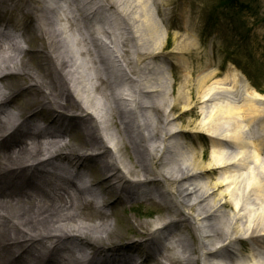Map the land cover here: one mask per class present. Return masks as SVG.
I'll use <instances>...</instances> for the list:
<instances>
[{"label": "bare ground", "instance_id": "obj_1", "mask_svg": "<svg viewBox=\"0 0 264 264\" xmlns=\"http://www.w3.org/2000/svg\"><path fill=\"white\" fill-rule=\"evenodd\" d=\"M148 3L0 0V264H255L236 245L264 240V142L243 132L264 116V95L212 70L197 79L196 103L188 82L173 98L163 68L139 67L159 56L146 48L158 34ZM91 4L112 13L109 27L85 12ZM138 20L144 45L131 51ZM196 109L202 120L176 126ZM205 138L206 163L185 146ZM252 164L259 173L242 178ZM135 200L165 214L124 216Z\"/></svg>", "mask_w": 264, "mask_h": 264}, {"label": "rangeland", "instance_id": "obj_2", "mask_svg": "<svg viewBox=\"0 0 264 264\" xmlns=\"http://www.w3.org/2000/svg\"><path fill=\"white\" fill-rule=\"evenodd\" d=\"M156 3H159V6ZM148 4L147 11L155 20L158 34L153 43L151 41L146 43V48L150 50L154 48L159 56L154 61L144 60L139 67L144 68L145 65L151 64L155 67L154 72L163 68L165 77L169 80L167 90L172 91L173 98H175L180 86L186 85L188 82L187 85H193L191 86L193 89L192 96L194 103H196L198 91L195 84L197 79L202 74L212 70L217 72L218 79L224 78L231 72L243 74L250 85L258 93L264 95V0H150ZM85 8L86 12L92 13L95 6L91 4L86 5ZM70 10V7L65 6L61 16L65 17ZM101 12L102 14L96 16L95 21L103 22L104 11ZM111 14L109 11V15ZM137 28V35L141 39L127 40L126 48L128 50L133 51L138 48V45L143 44L145 31L144 28H141L139 20ZM185 41L190 42L187 52L182 53L176 50V47ZM155 43L157 44L155 45ZM26 46L22 45V47ZM77 57L83 71H87L85 63L79 56ZM185 64L187 71L184 68ZM143 68L141 69L144 71ZM187 72L191 73V78H188ZM144 77H146L145 74L142 75V80H145ZM233 85L230 83L226 86L229 92L228 98L236 102L238 106H242L244 104L242 97H245V92L241 84L235 88ZM237 96L239 97L237 98ZM208 109L210 110L211 107ZM166 110L167 108H165L164 114H166ZM27 111L29 110H24L25 113ZM181 113V105H178L172 111L171 119L174 116H180ZM153 118H155L154 113ZM183 119V121L176 122L177 127H185L189 121L197 122L203 118L199 114V109H196L192 114H186ZM243 132L249 140L258 144V148L259 144L262 146V142H264V116L261 115L255 123L244 127ZM257 144L254 143L253 148L250 143L249 151L256 154ZM75 146L78 147V144L75 143ZM185 146L193 147L198 152L203 153L204 163L211 158V147H209V141L206 138L192 142L186 141ZM234 150H236L235 152L240 151L239 148H234ZM258 150L261 153L260 161L264 164V150ZM224 168L223 173L228 172L226 169L228 167L224 166ZM241 168L239 167V173L242 178L246 179L247 175L258 167L252 164L245 170L244 167L241 166ZM258 169L257 172H253L254 176L259 173ZM261 182L264 185V180ZM241 188L244 189V187ZM250 192H252L251 189ZM230 213L234 217L232 212ZM123 214L128 218L139 215L141 216L140 220L151 221L165 214V209L153 202H141L138 205L132 203L127 206ZM261 221L264 224V220ZM240 229V234H243L241 227ZM241 237L243 238V236ZM115 239L119 241L120 238L116 235ZM242 242L236 245L240 254H245L249 250L255 264H264V240L260 245L259 242Z\"/></svg>", "mask_w": 264, "mask_h": 264}]
</instances>
